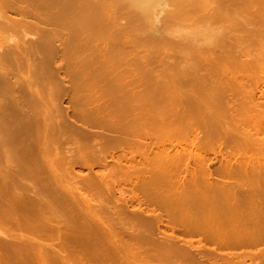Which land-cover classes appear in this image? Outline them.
Returning a JSON list of instances; mask_svg holds the SVG:
<instances>
[{
  "label": "bare ground",
  "instance_id": "obj_1",
  "mask_svg": "<svg viewBox=\"0 0 264 264\" xmlns=\"http://www.w3.org/2000/svg\"><path fill=\"white\" fill-rule=\"evenodd\" d=\"M78 1L0 0V12L5 20L1 32L8 35L23 28L21 22L8 17L9 13H18L32 19L29 24L32 28L40 29L42 36L38 41L59 38L93 42L105 38L97 30L105 21L102 11L87 7L86 0ZM245 1L260 4L262 0H212L206 7L237 16ZM115 14L118 13H111ZM176 15L175 18L183 16ZM119 32L120 37L129 36L122 29ZM214 37L210 34L207 39ZM21 49L22 46H17V51ZM14 53V50L0 53V225L5 229L0 232V264H221L222 259L215 255L217 251L224 250L223 254L234 256L240 254L235 250L248 253L264 246V233L256 230L257 226L255 230L251 228L253 224H249L246 216L237 215V211L247 208L243 205L264 201V187L256 184L254 171L237 166V156L247 159L256 150L264 151V142H260L264 134V88L261 87L264 64L258 77L248 62L229 52L203 58L215 61L217 66L227 65L222 71L220 68L193 75L191 79H158L160 90L170 97L174 95L171 104L153 110L138 105L112 116L101 115L93 123L108 134L100 133V137L86 140L87 147L77 149L73 158L63 164L66 169L59 170L58 166L37 169L38 163L35 164L30 173V190L33 189L30 192L35 196L26 194L24 200H19L11 188L20 172L11 166L13 154L5 142L10 138L37 137L41 131L36 121L23 123L17 117L16 98L14 104H9L7 99L8 93L14 95V86L8 83ZM241 69L247 72L228 73ZM249 82L256 84V89H248ZM51 131L48 128L44 137ZM114 149L119 152L112 154ZM43 151L50 154L49 148ZM210 153L223 157L219 167L211 169ZM59 154L65 156L60 151ZM108 158L113 161L110 171L81 179L75 177L82 172L75 170L77 164L92 172L96 165H107ZM119 174L123 175L120 180ZM111 175L116 178L109 182ZM49 178L53 182L47 184ZM66 178L75 182L62 186L61 181ZM121 181L132 183L131 199H113L115 192H121L115 188ZM82 189L96 191L106 198L86 200L80 194ZM144 194L161 196L163 201L171 199L179 213L158 214L153 219L135 212L137 207L128 203ZM200 202L208 204L205 214L188 212L189 205ZM59 203L70 205L71 214L60 212ZM147 209L149 206L138 207L144 214ZM16 231L28 234L18 235ZM187 236L198 237V244L185 239ZM261 249L256 256L264 259Z\"/></svg>",
  "mask_w": 264,
  "mask_h": 264
},
{
  "label": "rangeland",
  "instance_id": "obj_2",
  "mask_svg": "<svg viewBox=\"0 0 264 264\" xmlns=\"http://www.w3.org/2000/svg\"><path fill=\"white\" fill-rule=\"evenodd\" d=\"M81 1L85 0L78 2ZM86 1L87 7L102 11L105 21L98 25L97 30L105 38H101L98 34L100 38H96L93 42L62 41L59 38L57 41L55 39L38 41L42 36L40 29L37 31L38 28L37 30L32 28L33 26L29 25L33 22L32 19L18 13H9L8 17L21 22L23 28L18 32L4 35L1 28L4 26L5 20L0 12V53L9 50L15 52L8 76V83L14 86V95L8 93L7 99L9 104H14L16 98L15 106L17 105L19 108L16 107L18 109L17 117L23 123L29 124L30 121H36L39 124L38 129L41 131V135L37 137L10 138L5 142L10 147L7 149L11 150V154H13L11 166L20 172L17 182H13L11 188L13 196L19 200H24L26 194H28L27 197L35 196L34 192H30L33 191V189L30 190L32 181L30 173L35 164L38 163L37 169L58 166L59 170H62L66 167H63V164L65 165L73 158V153L78 152L79 148L87 147L84 144L86 140L93 136L100 137L101 134H108L106 130H99L93 123L97 118L104 115L112 116V113H123L138 105H144L149 107L148 110H153L155 108L163 109L171 104L174 95L170 97L168 93L160 90L158 79L166 81L179 77L191 79L193 75L212 73L220 68L222 71L228 66H217L215 61L203 58L211 59L219 54H228L229 52L236 55L238 60L248 62L253 70L256 69V76L262 75L264 0L260 4L245 1L240 5L242 10L238 11L239 15L237 16H234L232 12L227 14L223 10L215 11L211 7H206L212 0ZM114 12L118 13L115 14L117 19L112 18L115 17L111 15ZM179 13H182L183 16L175 18ZM247 16L248 19H246ZM120 29L129 36L120 37ZM210 34L215 37L208 40L207 37ZM211 42L214 43L210 44ZM17 46H22L20 52L17 51ZM37 46L40 50L37 49ZM33 60H36V63ZM229 72L232 75H237L246 73L247 70L241 69L236 73L228 70ZM230 74L228 75L231 76ZM249 84L248 89H256V84L251 82ZM246 85L248 86V83ZM261 87L264 88V84ZM17 97L20 98V101H17ZM48 128L53 131L49 136L44 137ZM81 131L85 138H82ZM80 135L81 137H79ZM80 138L81 140H79ZM260 138V142L263 143L264 134H261ZM44 148H49L50 151H47L50 152L49 155L44 154ZM59 151L61 154L64 153V158L60 156ZM69 151L71 155L67 154H70ZM112 152V154L115 152L117 154L119 151L114 149ZM262 154L264 151L256 150V152L247 155V159L242 157L243 161L240 156H237L239 160L237 166L254 171L255 181L258 182L256 184L264 187V157ZM209 155L210 159L212 155V164L209 163L210 167L212 166L211 169L219 167L223 163L221 155L214 154L215 157L211 153ZM136 159L139 157L137 156ZM108 160L107 165L94 166L92 172L89 171V168H80V163L77 164L75 170L82 172L81 175L76 173L75 177L81 179L89 174L98 175L99 172L110 171L113 168V161H110V158ZM240 160L245 162V165ZM113 177L112 175L109 177L111 179L109 182L116 178ZM118 177L120 180L123 175L119 174ZM73 181L75 182V180ZM73 181L66 178L61 181V184L62 186L68 184L71 186ZM51 182H53L52 178L46 181L47 184ZM131 184L124 181L119 182L115 188H119L121 192H115L113 199L118 201H123L124 197L131 199L133 196V192L130 190ZM81 191L80 194H83L86 200L98 197L100 199L96 200L106 198L104 194L103 196L98 195L96 191L85 189ZM256 191L258 192L259 189ZM80 194L78 197H81ZM162 199L164 198L161 196L144 194L138 199L132 200V203H128V205L132 204L134 208L137 207L135 212L153 219L158 217V214L165 216L166 214L179 213V211L176 212L177 206L171 203V199L165 198L164 201ZM202 202L189 205L191 210L189 209L188 212L205 214L204 209L208 204ZM144 205L149 206L145 214L138 211V207H145ZM69 206L66 203H59L58 210L65 214H71ZM243 206L247 207L243 210L246 213L240 210L241 212L237 211V215L246 216L245 219L249 220V224H253L250 225L251 228L255 230V226H257L256 230L264 233V201ZM37 208L38 206H36ZM4 230V227L0 225V232L3 233ZM16 232L18 235L28 234L25 231ZM168 232H171L170 229ZM185 239L193 241L195 245L199 240L198 237L188 236ZM255 248L251 251L248 250V253L243 250L239 252V249L235 250L236 254H240L234 256L223 254L224 250L220 251L222 254L217 251L218 253L215 255L222 261L224 260L221 261V264L224 262H226L224 264H249L253 261L255 262L250 264H264L263 257L261 255L259 258L257 257L259 255L257 250L263 248L261 250L264 253V246ZM193 251L204 255V253L201 254L202 251H200L201 253ZM231 257L232 259H230Z\"/></svg>",
  "mask_w": 264,
  "mask_h": 264
}]
</instances>
